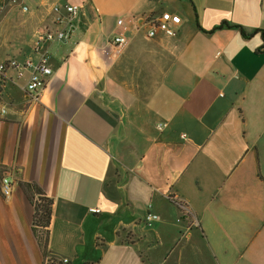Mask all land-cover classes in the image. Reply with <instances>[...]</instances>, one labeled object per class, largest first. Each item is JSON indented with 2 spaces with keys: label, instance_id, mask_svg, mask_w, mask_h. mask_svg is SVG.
<instances>
[{
  "label": "crops",
  "instance_id": "crops-1",
  "mask_svg": "<svg viewBox=\"0 0 264 264\" xmlns=\"http://www.w3.org/2000/svg\"><path fill=\"white\" fill-rule=\"evenodd\" d=\"M65 2L75 32L38 100L28 70L0 90V264L46 259L26 184L67 264H264V0H0V63L37 60ZM163 12L178 35L148 37Z\"/></svg>",
  "mask_w": 264,
  "mask_h": 264
},
{
  "label": "built area",
  "instance_id": "built-area-1",
  "mask_svg": "<svg viewBox=\"0 0 264 264\" xmlns=\"http://www.w3.org/2000/svg\"><path fill=\"white\" fill-rule=\"evenodd\" d=\"M16 0H14L15 2ZM26 9V8H24ZM80 11V7L71 5L69 3L56 4L53 7L55 18L52 27H48L39 32L38 37L33 46V52L38 56L37 60L25 58L9 59L0 63V90L4 88L7 80V72L10 69H20L19 77L22 76L23 71L30 72L29 80L26 84V90L30 93L33 100H38V95L44 90L48 84L49 78L53 74L51 66L52 47L56 43H67L73 37L75 32V21ZM149 24L147 32L148 37L153 38L158 33L164 36L174 38L178 35L179 27L182 23V18L178 14L163 12L159 16H151L146 20ZM119 26L123 24V20H118ZM128 40L123 34H119L114 38V45L116 48H122L127 44ZM5 111L3 110L2 113ZM12 180L4 178L2 180V192L6 197L12 195ZM91 213H100L97 208L90 209ZM158 219V216L153 213H148L145 217V223L151 226L153 222ZM67 264L68 260H57L52 255H48L45 264Z\"/></svg>",
  "mask_w": 264,
  "mask_h": 264
},
{
  "label": "trees",
  "instance_id": "trees-1",
  "mask_svg": "<svg viewBox=\"0 0 264 264\" xmlns=\"http://www.w3.org/2000/svg\"><path fill=\"white\" fill-rule=\"evenodd\" d=\"M223 28H237L241 31L244 36H247L245 30L239 26H230L228 23L224 22L211 30L214 32L216 30H220ZM24 191L28 196L29 200L34 205V233L38 238L40 247L42 249L44 258H46L50 253L47 250L48 247V239H49V226L50 220L52 217V209H53V200L48 198L43 190H41L35 184H26L24 186ZM42 233L44 234V240ZM61 264V263H58Z\"/></svg>",
  "mask_w": 264,
  "mask_h": 264
},
{
  "label": "rangeland",
  "instance_id": "rangeland-1",
  "mask_svg": "<svg viewBox=\"0 0 264 264\" xmlns=\"http://www.w3.org/2000/svg\"><path fill=\"white\" fill-rule=\"evenodd\" d=\"M42 236H43V240H44V234L42 233ZM46 260V259H45ZM44 264H45V262H44Z\"/></svg>",
  "mask_w": 264,
  "mask_h": 264
}]
</instances>
